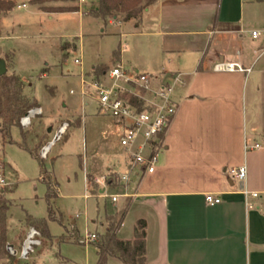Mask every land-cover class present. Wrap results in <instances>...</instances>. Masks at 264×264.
<instances>
[{"label": "crops", "instance_id": "1", "mask_svg": "<svg viewBox=\"0 0 264 264\" xmlns=\"http://www.w3.org/2000/svg\"><path fill=\"white\" fill-rule=\"evenodd\" d=\"M52 2L69 5L70 1ZM37 7L42 10L41 5ZM73 12L94 18L99 26L131 24V29L121 36L157 28L150 33L162 36L165 53L181 48L175 49L177 66L172 67L170 59L169 68L163 67L160 73H182L183 77L175 85L178 111L166 132V148L156 169L128 187L121 186V192L113 194L128 195H121L115 203L105 200V213L92 220V233L99 240L107 230V217H120L129 205L117 235L122 240H133L136 222L145 220L146 264H264V0H159L145 10L139 26L135 19L123 21L119 17L105 23L82 9ZM254 30L260 31L258 38L251 35ZM185 32V41L171 42L170 37ZM64 48L71 53L77 44L75 49ZM222 60L237 62L251 71H215L214 65ZM102 64L106 63H93L82 73L92 72ZM7 69L15 72L10 66ZM133 69L141 72L137 64ZM22 81L24 95L37 101L26 92V82ZM51 87L48 89L54 95L55 87L54 91ZM38 106L39 116H44V107L40 103ZM189 109L196 122L183 128L180 123L190 117ZM108 119L121 135V127ZM58 121L55 119V123ZM49 124L51 133L52 122ZM22 132L25 139H31ZM120 135L114 145L108 146L103 160L93 167L94 173H87V180L126 171L127 157ZM48 136L42 146L52 141ZM255 143L261 146L246 148ZM237 166L247 169L243 181L232 180L226 173L228 168ZM50 175L58 194L57 180ZM87 185L91 192L86 181ZM13 188L5 191L6 196ZM243 189L260 194L250 199L255 208L247 207ZM208 194L221 197V202L209 204ZM71 228L81 236L75 221ZM96 242L89 243L94 244L97 253ZM107 264L125 263L111 256Z\"/></svg>", "mask_w": 264, "mask_h": 264}, {"label": "rangeland", "instance_id": "2", "mask_svg": "<svg viewBox=\"0 0 264 264\" xmlns=\"http://www.w3.org/2000/svg\"><path fill=\"white\" fill-rule=\"evenodd\" d=\"M13 1L12 10L0 12V55L7 54L6 59L1 56L0 59L25 80L26 92L31 93L45 111L44 116L36 114L29 126L22 123L21 128L14 126L12 142H3L0 135V173L6 180V185H0V197L4 193L11 203L7 246L15 249L14 253L8 249L10 258L0 260V264H96L94 244L82 241L87 232L94 231L92 220L105 213V200L113 201L109 196L100 195L94 176L88 179L93 195L89 192L87 173H94L93 167L103 160L108 146L117 142L120 131L113 127L109 116L98 114L94 99L82 95V72L98 62L106 63L102 65L108 71L122 61L127 69L137 64L141 72L160 74L163 67L169 68L170 59L171 66H177L176 50L181 48L165 53L162 36L150 33L157 28L121 36L131 29V24L99 26L94 18L84 17L79 12H58L78 6L92 15V6L97 4L95 0L70 1L69 5L43 4L48 10L57 11L54 13L39 10L37 6L40 5L32 4L31 0ZM187 38L185 32L175 34L170 40L182 43ZM76 44L74 52H66L65 46L75 49ZM76 58L82 64L76 63ZM15 72L8 70L7 74ZM92 73L93 70L85 75L93 76ZM50 86H53L52 91L55 87L54 95L48 89ZM188 111H191L190 117L180 123L183 128L196 122L193 110ZM55 119L60 121L55 123ZM49 122H52L51 133ZM63 126L65 130L56 140L57 128L60 130ZM21 130L31 139H25ZM36 131L43 133L39 135ZM46 135L53 143L48 142L51 144L48 156L43 158L41 151ZM50 173L57 180L58 194L49 201V183L57 192ZM12 188L6 196L5 191ZM120 188L112 186L107 192L120 193ZM50 208L55 218L49 217ZM43 218L47 219L50 235L43 234L34 224V219ZM73 221L80 237L71 228ZM32 228L39 233L35 236L39 243L27 256H22V244ZM39 252L42 253L36 254Z\"/></svg>", "mask_w": 264, "mask_h": 264}, {"label": "built area", "instance_id": "3", "mask_svg": "<svg viewBox=\"0 0 264 264\" xmlns=\"http://www.w3.org/2000/svg\"><path fill=\"white\" fill-rule=\"evenodd\" d=\"M253 38L260 36V31L251 32ZM75 62L82 64L78 58ZM215 71L250 72L251 68H244L237 62L218 61L214 65ZM182 73L150 74L127 69L122 63H117L100 76L81 75L82 95L97 102V111L106 115L121 127L120 144L127 157V169L123 174H104L94 178L98 192L102 196H109L116 202L121 195L107 192L112 186L128 187L132 182L139 181L148 174H152L159 161L160 154L165 150V135L171 126L177 111L178 102L175 98V85L182 82ZM34 113L22 118L23 126L31 125V119L40 114L39 108ZM65 127V126H63ZM56 133V140L60 139L62 128ZM53 143V140L50 142ZM51 144L45 146L41 156L47 158ZM255 143L246 146L248 149L259 148ZM226 173L232 180L243 181L247 177L245 166L230 167ZM88 182V180L86 179ZM0 185H6L4 176L0 173ZM248 208H255L251 198L259 197V193L249 189L242 190ZM206 200L215 205L221 202V197L208 194ZM39 233L32 228L25 240L21 255L27 256L33 246L39 243L35 236ZM98 240L95 233H86L82 242ZM29 243V244H28ZM15 252L12 246L8 248Z\"/></svg>", "mask_w": 264, "mask_h": 264}, {"label": "trees", "instance_id": "4", "mask_svg": "<svg viewBox=\"0 0 264 264\" xmlns=\"http://www.w3.org/2000/svg\"><path fill=\"white\" fill-rule=\"evenodd\" d=\"M52 1H77V0H31L32 4L41 5V9L50 11L47 7L42 6L46 2ZM97 4L92 6V15L107 22L109 19L121 17L123 21L135 19L136 25L139 26L144 12L147 8L155 5L159 0H95ZM15 7L13 0H0V11L8 12ZM78 6L66 9L64 11H78ZM107 71L105 66H96L93 69L94 76H100ZM24 82L16 73L5 74L0 76V135L3 142H12L11 129L14 126L21 128V120L30 110L37 108L38 103L30 100L24 95ZM24 136V133L22 132ZM27 148V145L21 144ZM38 157V155H37ZM46 172L45 169H42ZM51 183H49L48 199L55 198ZM129 205L120 217L108 216L109 221L107 230L103 236L96 242L98 248V260L96 264H107L109 257H117L125 264H146V228L145 220L140 219L135 225V237L133 240H122L118 237L117 232L124 220ZM8 211L9 201L5 198L4 193L0 197V260L9 259L8 251ZM49 217H54L52 208L49 211ZM34 224L41 228L42 233L49 234L47 219H34ZM50 235V234H49Z\"/></svg>", "mask_w": 264, "mask_h": 264}, {"label": "water", "instance_id": "5", "mask_svg": "<svg viewBox=\"0 0 264 264\" xmlns=\"http://www.w3.org/2000/svg\"><path fill=\"white\" fill-rule=\"evenodd\" d=\"M8 69H7V65L4 59H0V76H3L5 74H7ZM31 112L29 113L30 115L32 113H34V109L30 110Z\"/></svg>", "mask_w": 264, "mask_h": 264}, {"label": "bare ground", "instance_id": "6", "mask_svg": "<svg viewBox=\"0 0 264 264\" xmlns=\"http://www.w3.org/2000/svg\"><path fill=\"white\" fill-rule=\"evenodd\" d=\"M64 130H65V127L62 128V131H64ZM28 244H29V243H28Z\"/></svg>", "mask_w": 264, "mask_h": 264}]
</instances>
